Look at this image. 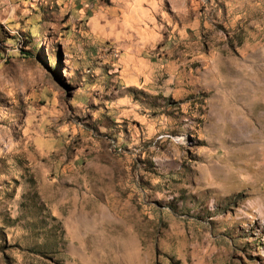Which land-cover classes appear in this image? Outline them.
Wrapping results in <instances>:
<instances>
[{
    "label": "rangeland",
    "instance_id": "rangeland-1",
    "mask_svg": "<svg viewBox=\"0 0 264 264\" xmlns=\"http://www.w3.org/2000/svg\"><path fill=\"white\" fill-rule=\"evenodd\" d=\"M0 264H264V0H0Z\"/></svg>",
    "mask_w": 264,
    "mask_h": 264
}]
</instances>
